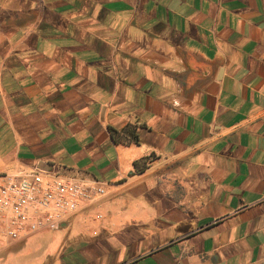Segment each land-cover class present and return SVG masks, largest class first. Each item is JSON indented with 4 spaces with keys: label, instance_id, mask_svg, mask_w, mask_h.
<instances>
[{
    "label": "crops",
    "instance_id": "1",
    "mask_svg": "<svg viewBox=\"0 0 264 264\" xmlns=\"http://www.w3.org/2000/svg\"><path fill=\"white\" fill-rule=\"evenodd\" d=\"M32 170L106 194L0 264H264V0H0V175Z\"/></svg>",
    "mask_w": 264,
    "mask_h": 264
},
{
    "label": "built area",
    "instance_id": "2",
    "mask_svg": "<svg viewBox=\"0 0 264 264\" xmlns=\"http://www.w3.org/2000/svg\"><path fill=\"white\" fill-rule=\"evenodd\" d=\"M105 194L98 183L75 177L47 179L35 170L0 175V245L57 231L64 216Z\"/></svg>",
    "mask_w": 264,
    "mask_h": 264
},
{
    "label": "rangeland",
    "instance_id": "3",
    "mask_svg": "<svg viewBox=\"0 0 264 264\" xmlns=\"http://www.w3.org/2000/svg\"><path fill=\"white\" fill-rule=\"evenodd\" d=\"M44 247H48V245H43ZM29 248V247H28ZM28 248H24L23 245H16L13 248L9 249V253L11 255L12 260L10 261V264H35L36 262H39V256H41L42 258L45 257V262L49 261V259H52L54 262L56 261V258L58 256V254H56L55 256L50 255V256H45V250L43 249H39V251L34 252L32 255H27V253L29 252ZM32 249V248H31ZM33 252V251H32ZM32 256H38L35 259H32ZM32 259L33 261H27ZM43 263V264H44Z\"/></svg>",
    "mask_w": 264,
    "mask_h": 264
},
{
    "label": "trees",
    "instance_id": "4",
    "mask_svg": "<svg viewBox=\"0 0 264 264\" xmlns=\"http://www.w3.org/2000/svg\"><path fill=\"white\" fill-rule=\"evenodd\" d=\"M113 131V136H114V140L116 141V142H119V141H121V139L123 138V136H121L120 137V135L123 133V134H125L126 136H125V141H128V142H132V141H135V142H138V135H137V133H136V130L135 129H133V128H131V127H128L127 129H125V130H123L122 132H118V131H116V130H112ZM136 169L138 170V171H142L143 169H140L139 168V164H136ZM44 264H54V261L52 260V259H49V261H47L46 263H44Z\"/></svg>",
    "mask_w": 264,
    "mask_h": 264
}]
</instances>
